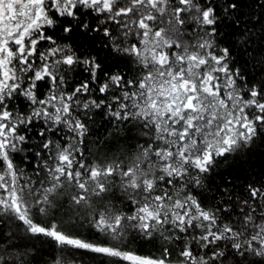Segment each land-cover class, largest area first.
<instances>
[{
    "label": "snow or ice",
    "instance_id": "1",
    "mask_svg": "<svg viewBox=\"0 0 264 264\" xmlns=\"http://www.w3.org/2000/svg\"><path fill=\"white\" fill-rule=\"evenodd\" d=\"M0 264H264V0H0Z\"/></svg>",
    "mask_w": 264,
    "mask_h": 264
}]
</instances>
